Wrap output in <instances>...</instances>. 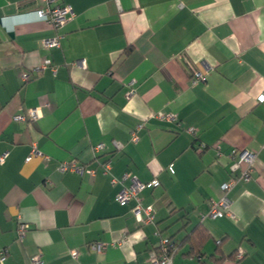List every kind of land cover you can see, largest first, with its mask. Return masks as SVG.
Returning a JSON list of instances; mask_svg holds the SVG:
<instances>
[{
	"label": "crops",
	"instance_id": "crops-1",
	"mask_svg": "<svg viewBox=\"0 0 264 264\" xmlns=\"http://www.w3.org/2000/svg\"><path fill=\"white\" fill-rule=\"evenodd\" d=\"M55 3L74 12L57 29L36 17L42 0H0V153L8 151L0 163V249L7 250L0 264H31L37 253L43 264H146L156 229L178 243L173 264H264V102L257 101L264 0ZM57 34L58 47L41 46ZM44 60L49 66L33 72ZM194 70L203 81L191 83ZM24 71L34 76L23 81ZM131 79L135 91L127 98ZM35 106L36 121L13 119ZM157 111L174 113L177 123L154 117ZM98 143L102 149L94 150ZM33 145L49 160L29 157ZM232 149L256 153L252 177L227 191L232 217L201 219L223 195ZM72 159L94 175L57 171ZM123 173L158 179L140 192L154 206L155 223H137L133 202L115 201L119 186L110 179ZM19 221L28 225L21 241ZM199 224L206 238L199 258H191ZM97 241L106 243L100 253L90 247Z\"/></svg>",
	"mask_w": 264,
	"mask_h": 264
},
{
	"label": "built area",
	"instance_id": "built-area-1",
	"mask_svg": "<svg viewBox=\"0 0 264 264\" xmlns=\"http://www.w3.org/2000/svg\"><path fill=\"white\" fill-rule=\"evenodd\" d=\"M43 6L35 9V15L37 18L45 21L51 25L54 29L59 28L67 21H70L74 17V12L70 5L68 4H56L55 0H42ZM60 35H55L52 37L42 39L41 46L46 48L58 47L60 45ZM50 64L49 60H44L42 63L36 67L33 72L39 73ZM81 67H85L83 61L77 63ZM52 73H55L56 68L50 66ZM21 79L27 81L32 78L34 75L32 71H24L21 73ZM204 73L200 70H194L190 76V81L192 84H196L199 81L204 80ZM135 80L131 79L127 82V91L125 95L127 98L133 95L135 89L133 88ZM257 101L264 102V89L257 96ZM159 119H163L168 122L177 123V117L174 113H163L162 111H157L154 115ZM41 117V106L29 107L23 113H17L13 116L14 120L17 121H36ZM141 127L138 125L135 130L131 132L130 141L136 143L138 141L137 130ZM187 132L196 135L197 130L194 127H189ZM116 149H120L122 146L118 142H113ZM102 143H98L94 146V150L102 149ZM205 144L201 143L198 146V150L203 149ZM216 157H222L220 152L219 145L216 144L213 146ZM8 156V151L0 153V163H4L5 159ZM38 156L43 161H48L49 156L44 154L39 150L35 145L31 147L29 152V157ZM229 161V172L231 173L229 179L224 181L220 185V189L223 192V195L217 199H212L209 205V209L206 214L201 216V219L204 218H216L221 216L232 217L231 212V200L227 197V191L235 184L237 181H248L252 176L253 163L256 159V153L250 149H232L228 154L225 155ZM102 172L104 174H109L110 169V159L104 161L101 165ZM57 171L63 173L65 171H72L78 174L87 173L90 176H93L95 173L94 169L88 168L85 165L79 163L76 160L62 161L57 165ZM126 181H129L128 184H125ZM110 182L112 185H118L119 190L117 191L114 199L120 204H126L128 202H133L131 206V213L137 223H155L156 214L153 204L144 203L140 197V192L144 188H153L159 185L157 178H153L148 182H142L135 175L130 173H123L120 177L111 176ZM28 229V225L24 222H18L16 228V238L18 240H23ZM154 236L156 237V244L152 250L149 252V257L146 264H173V258L178 250V243L169 236H164L160 230L156 229L154 231ZM91 249L97 253L102 252L106 243L102 241H97L90 244ZM244 254L242 248L237 250V258L240 259ZM79 255V250L74 249L71 252L72 258H77ZM7 256V250L4 248L0 249V263H2ZM31 264H43V259L40 253H37L30 258Z\"/></svg>",
	"mask_w": 264,
	"mask_h": 264
},
{
	"label": "trees",
	"instance_id": "trees-1",
	"mask_svg": "<svg viewBox=\"0 0 264 264\" xmlns=\"http://www.w3.org/2000/svg\"><path fill=\"white\" fill-rule=\"evenodd\" d=\"M193 234L190 237L189 240V251L187 254L191 258H199L201 255V243H203L204 239L206 238L204 229L201 227V225H197L194 228V231L192 232Z\"/></svg>",
	"mask_w": 264,
	"mask_h": 264
}]
</instances>
